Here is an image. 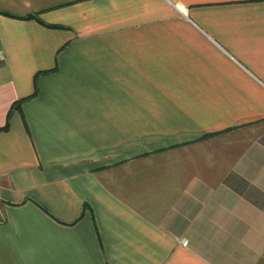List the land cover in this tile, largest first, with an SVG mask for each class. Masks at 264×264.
Listing matches in <instances>:
<instances>
[{
  "label": "crops",
  "instance_id": "crops-1",
  "mask_svg": "<svg viewBox=\"0 0 264 264\" xmlns=\"http://www.w3.org/2000/svg\"><path fill=\"white\" fill-rule=\"evenodd\" d=\"M0 264H264V0H0Z\"/></svg>",
  "mask_w": 264,
  "mask_h": 264
},
{
  "label": "built area",
  "instance_id": "built-area-1",
  "mask_svg": "<svg viewBox=\"0 0 264 264\" xmlns=\"http://www.w3.org/2000/svg\"><path fill=\"white\" fill-rule=\"evenodd\" d=\"M186 243H187L186 241H182V245H184V246H185V245H186Z\"/></svg>",
  "mask_w": 264,
  "mask_h": 264
}]
</instances>
